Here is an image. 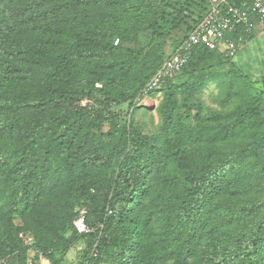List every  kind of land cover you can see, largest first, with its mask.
<instances>
[{"label": "trees", "instance_id": "trees-1", "mask_svg": "<svg viewBox=\"0 0 264 264\" xmlns=\"http://www.w3.org/2000/svg\"><path fill=\"white\" fill-rule=\"evenodd\" d=\"M159 3L0 0V264H28L40 252L60 264L57 253L78 240L87 244L81 264H205L203 245L217 240L212 227L224 210L218 201L248 193L264 177L259 106L205 118L191 104L194 124L178 112V91L188 87L176 85L178 77L210 56L233 63L203 44L178 77L160 85L165 138L120 120L116 105L135 107L212 0ZM181 30L165 57L166 38ZM229 72L250 78L234 63ZM98 82L105 101L95 94ZM79 96L88 102L78 105ZM233 138L241 150L226 148ZM81 209L92 228L85 234L73 224ZM261 213L248 247L211 251L220 256H209L211 264H264ZM240 217L220 221L219 228L239 226ZM69 230L77 236H66ZM21 231L34 233L32 246Z\"/></svg>", "mask_w": 264, "mask_h": 264}, {"label": "rangeland", "instance_id": "rangeland-1", "mask_svg": "<svg viewBox=\"0 0 264 264\" xmlns=\"http://www.w3.org/2000/svg\"><path fill=\"white\" fill-rule=\"evenodd\" d=\"M133 1L141 2L143 0ZM145 2L152 6H159L160 4V0H145ZM172 35L166 38L167 44L164 45L163 49L165 57L173 51L177 39L183 36V31L181 30L179 33L174 32ZM236 55L232 56L233 61L250 78L242 79L230 73L229 71L232 70L233 63L223 61L217 56H210L196 70L191 68L180 77L177 76L176 85L187 84L188 86L186 88L182 87L177 94L179 101L178 112L180 116L185 117L184 121L186 123L194 124L196 121V109H190L189 106L191 104L192 106L194 104L199 105L198 110L205 118H210L216 114L225 115L247 104L257 105L260 109L264 110V29L250 38L246 44V49L244 51L242 48L239 49ZM102 86L101 82L96 83L95 94L97 98L105 101L104 91L100 92L98 90L102 89ZM165 91V86H161L149 92L146 98L138 97L135 100V107L131 106L127 101L116 105V110L121 116L120 120L122 122H131L143 134L158 137L160 140L165 138L163 130L165 120L160 113V106L163 102ZM184 98H187L188 102ZM88 100L86 97H80V104L78 105H84ZM94 102L96 101L94 100ZM109 126V122L104 124L105 132ZM242 147L243 143L235 138H233L231 144L226 146L228 150L234 151L241 150ZM159 186L161 188L164 187L163 183H160ZM248 187V193H243L238 198L227 196L218 201V204L224 210L219 221L212 227V229L214 228L217 231V240L215 239L213 244L203 245V248L207 247L202 251L204 253V260H206L205 264H211L209 256L216 257V255H212L211 251L219 249V255L224 251H226V254H232L238 249H246L248 247V242L255 231L252 226L262 214L261 211H264L261 208L264 204V177L252 181ZM81 207L79 205L78 209ZM232 216L234 218L241 216L239 226H233L226 231H222L219 228V225H221L220 221ZM118 217L119 215L116 217V222ZM160 224V222L154 221L152 227L157 232H160ZM73 235L77 236L73 230H69L66 233L68 237ZM156 245L159 246L158 244ZM86 247L85 240H78L74 244H71L68 250L57 253L60 264H81L87 254ZM219 258L220 256L216 257V259L214 258V261L219 260ZM50 260L51 264H55L52 259ZM35 261L37 260H34L33 264H38Z\"/></svg>", "mask_w": 264, "mask_h": 264}, {"label": "built area", "instance_id": "built-area-1", "mask_svg": "<svg viewBox=\"0 0 264 264\" xmlns=\"http://www.w3.org/2000/svg\"><path fill=\"white\" fill-rule=\"evenodd\" d=\"M263 29L264 0H240L233 3L230 0H212L210 10L188 33L176 51L165 59L163 65L147 83L142 97L146 98L151 90L158 89L166 79L177 77L191 59L195 46L203 44L232 57L252 36ZM118 41L119 39L116 43ZM86 215L87 210L81 209L73 223L80 234L92 231ZM19 237L27 246L35 243L32 231H21ZM93 254L97 255L96 252ZM33 262V259L29 260V264ZM37 262L51 264L50 258L43 252L39 253Z\"/></svg>", "mask_w": 264, "mask_h": 264}, {"label": "crops", "instance_id": "crops-1", "mask_svg": "<svg viewBox=\"0 0 264 264\" xmlns=\"http://www.w3.org/2000/svg\"><path fill=\"white\" fill-rule=\"evenodd\" d=\"M246 49V45L242 48V50L244 51ZM237 56V55H236ZM233 63L241 70V68L239 67V65H237L236 62L233 61ZM242 71V70H241ZM29 264V263H28Z\"/></svg>", "mask_w": 264, "mask_h": 264}]
</instances>
